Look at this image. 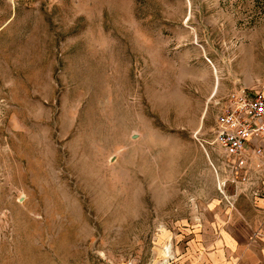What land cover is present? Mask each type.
<instances>
[{
    "label": "rangeland",
    "instance_id": "obj_1",
    "mask_svg": "<svg viewBox=\"0 0 264 264\" xmlns=\"http://www.w3.org/2000/svg\"><path fill=\"white\" fill-rule=\"evenodd\" d=\"M238 86L264 0H0V264H195Z\"/></svg>",
    "mask_w": 264,
    "mask_h": 264
},
{
    "label": "crops",
    "instance_id": "obj_2",
    "mask_svg": "<svg viewBox=\"0 0 264 264\" xmlns=\"http://www.w3.org/2000/svg\"><path fill=\"white\" fill-rule=\"evenodd\" d=\"M257 147L264 145L249 143L238 171L213 147L200 154L204 167L215 169H206L214 182L210 196L182 233L192 242L195 264H264V154L255 156Z\"/></svg>",
    "mask_w": 264,
    "mask_h": 264
},
{
    "label": "built area",
    "instance_id": "obj_3",
    "mask_svg": "<svg viewBox=\"0 0 264 264\" xmlns=\"http://www.w3.org/2000/svg\"><path fill=\"white\" fill-rule=\"evenodd\" d=\"M213 144L229 162L234 161L235 171L242 169L251 141L264 145V86L251 89L238 86L227 97L217 118ZM253 154L261 157L263 147H257Z\"/></svg>",
    "mask_w": 264,
    "mask_h": 264
}]
</instances>
